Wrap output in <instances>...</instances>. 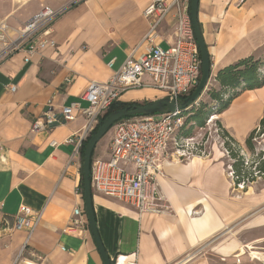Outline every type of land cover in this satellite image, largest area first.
I'll list each match as a JSON object with an SVG mask.
<instances>
[{
    "label": "crops",
    "instance_id": "0c3cea01",
    "mask_svg": "<svg viewBox=\"0 0 264 264\" xmlns=\"http://www.w3.org/2000/svg\"><path fill=\"white\" fill-rule=\"evenodd\" d=\"M151 2L0 0V21L12 28L21 27L43 7L64 10L50 28L55 47H45L29 61L19 52L0 62V264H12L25 243V256L42 257L40 264H103L79 188L81 154L73 156V146L65 144L82 131L83 116L75 112L73 121L49 132L33 133L31 124L48 103L53 113H60L79 101L89 83L108 81L128 57L137 59L144 53L141 42L150 21L143 11ZM173 13L156 32L157 43L165 49L174 39ZM197 19L213 83L221 69L263 54L264 0H199ZM163 98V92L148 86L128 90L119 102L143 104ZM263 116L264 85L242 91L211 123H219L244 148ZM258 143L264 149V135ZM108 147L109 143L102 147L100 158L108 159ZM173 152L170 146L169 154ZM163 171L158 185L166 209L161 213L138 214L92 192L95 225L109 260L113 264H198L192 262V255L217 243L211 249L214 263L217 258L226 263L230 257L234 263L236 256L240 264L251 263L248 251L242 254L239 249L244 244L236 241L234 249L226 250L225 240L263 214L264 180L235 188L217 142L203 156L182 161L168 156ZM21 205L41 213L32 232L12 229ZM75 208L81 212L80 224L71 226Z\"/></svg>",
    "mask_w": 264,
    "mask_h": 264
},
{
    "label": "built area",
    "instance_id": "2783aa9c",
    "mask_svg": "<svg viewBox=\"0 0 264 264\" xmlns=\"http://www.w3.org/2000/svg\"><path fill=\"white\" fill-rule=\"evenodd\" d=\"M189 0H152L143 11V16L150 21V27L141 44L144 53L134 59L128 57L119 70L106 82H91L81 95L78 102L72 103L55 114L50 103L47 110L31 124V132H49L55 127L73 121L75 112L84 118V126L78 135H73L65 144L73 146V156L79 155L82 144L92 131L97 128L100 119L120 97L130 89L153 86L163 92L166 98L175 102L187 98L198 85L201 75V62L197 44L194 38L190 14ZM173 11L175 19L174 39L168 48H162L157 43V29ZM64 12L63 9L43 7L28 19L21 27L12 28L7 21H0V62L10 56L24 52L25 61L39 53L45 47H55L49 38L50 28L54 21ZM148 79V82L144 81ZM14 92L15 87H10ZM82 103L86 106L82 107ZM212 116L208 119L211 123ZM184 124L181 111L153 116H136L118 121L112 126L113 135L109 142L108 159L91 160L90 187L93 193L111 198L134 209L138 214L161 213L166 209L158 185V178L164 176L163 165L168 156H174L177 161L190 156H203L202 145L193 138L179 139L178 133ZM218 144L227 164V175L234 182L237 177L232 170L229 153L223 147V140L214 129ZM177 139L173 141V135ZM255 138L253 142H256ZM173 141L174 152L169 154L170 143ZM55 146V143H52ZM258 152V150H257ZM261 160L264 161L262 150ZM239 155L244 166L255 170L256 155H251L245 148H240ZM258 173L254 172V176ZM261 179V178H259ZM235 186V185H234ZM243 189L242 184L235 186ZM78 191V189H77ZM41 213L21 205L12 229H26L32 232L38 225ZM81 212L73 209L71 226L79 225ZM26 243L22 246L12 264H40L42 257L29 253ZM252 262H262L252 258ZM128 264H135L134 261ZM235 264H240L238 256Z\"/></svg>",
    "mask_w": 264,
    "mask_h": 264
},
{
    "label": "trees",
    "instance_id": "16d2710c",
    "mask_svg": "<svg viewBox=\"0 0 264 264\" xmlns=\"http://www.w3.org/2000/svg\"><path fill=\"white\" fill-rule=\"evenodd\" d=\"M215 83L217 86H213L206 92V96L210 100L211 105L200 103L197 107H192L190 110L181 111L184 124L178 133L179 139L193 138L191 136L193 128L204 127L206 120L208 121L211 116L218 115L227 109L233 99L242 91L258 89L264 85V52L259 58L249 57L221 69L215 77ZM131 105L138 104L114 103L100 119V122L111 112L124 109ZM215 126L218 136L223 140L224 149L229 153V158L233 160L231 167L237 177L234 180V185L242 184L246 188L248 184L254 182L257 178L264 180V161L260 159L263 154L261 151L257 152L253 142L255 138H261L264 135V116L260 120L257 129L249 134L243 144V147L251 155H256L255 162L257 164L254 171L245 168L243 158L239 155L240 145L228 135L219 123L216 122ZM96 130L97 128L92 131L87 140L82 144L80 150L81 158H83V149L86 142L96 133ZM253 172H257L258 174L254 176ZM79 188L82 194V174Z\"/></svg>",
    "mask_w": 264,
    "mask_h": 264
},
{
    "label": "water",
    "instance_id": "95a60500",
    "mask_svg": "<svg viewBox=\"0 0 264 264\" xmlns=\"http://www.w3.org/2000/svg\"><path fill=\"white\" fill-rule=\"evenodd\" d=\"M198 1L190 0L189 14L193 29L194 38L199 51L200 62H201V75L198 85L194 91L185 99L175 102L174 99L163 98L157 101L148 102L146 104L131 105L124 109L115 110L108 114L97 126L96 133L92 135L86 142L83 149L82 158V198L84 203V210L87 216L88 226L101 258L103 264H113L112 261L107 257L95 225L94 215L92 211V191L90 187V163L91 155L95 146L100 140L108 133L112 126L122 119L135 116H153L169 114L175 111L188 110L195 105L205 94L210 82L214 79L211 73V66L209 61L208 52L203 42V38L199 29L197 13H198Z\"/></svg>",
    "mask_w": 264,
    "mask_h": 264
},
{
    "label": "rangeland",
    "instance_id": "374dc122",
    "mask_svg": "<svg viewBox=\"0 0 264 264\" xmlns=\"http://www.w3.org/2000/svg\"><path fill=\"white\" fill-rule=\"evenodd\" d=\"M213 85H215V82L213 83V81H211L207 90L211 89L213 87ZM207 90H206V92H207ZM206 92L202 96V98L192 107H197L200 103L211 105L210 100L206 96ZM191 108H189V110ZM214 129H216L215 123L214 122L208 123L207 120L205 122L204 127L192 129L191 136H193V139L195 140V142L202 145L203 151H206L211 143L215 144L217 142V145H219L218 141L215 137ZM112 135H113V130L111 128L108 131V133L100 140V142L96 146L97 148H96L93 156L91 157V160L102 159V158H100V153L103 151L102 147L109 143L110 139L112 138ZM175 138L177 139L176 134L173 135V141L175 140ZM173 141L170 143V146L173 145L172 144ZM259 141H260V138H258V140L256 142H254L255 149L258 151H262V150L264 151L262 146L258 143ZM219 147H220V145H219ZM255 160L256 159L254 158V161ZM227 164L228 165L230 164L229 160H227ZM250 170L252 171V166H251ZM248 223H251V224H248ZM248 223L245 226H243L242 229L238 230L237 232H232V234L229 233L227 235L226 240H225V243L227 244L226 250L227 249L229 250L231 248L234 249L235 246L237 245V242H239L240 244H244V246L239 248L241 253L243 254V251H246V248H248L250 245L251 248L253 247L252 250H249V252L251 253L250 256L253 259L257 258V259L261 260L262 262H257L256 260H253L249 264H264V260H263L264 259V212H263V214L259 215L258 217L251 220ZM249 243H251V244H249ZM216 244L217 243L212 244L209 248H207L203 251H200L199 253H194L191 257L192 262L197 261L198 264H200V263L201 264L202 263L216 264L213 261H211L216 257L214 254L215 252L213 250H211L212 247L215 246ZM249 252H247V253H249ZM254 254H257V256L261 257L262 259L258 258ZM215 260L217 261V264H234L235 263V259H234V263H233L232 257H230L226 263L220 262L219 258H217ZM242 262H246V258H242Z\"/></svg>",
    "mask_w": 264,
    "mask_h": 264
},
{
    "label": "bare ground",
    "instance_id": "6f19581e",
    "mask_svg": "<svg viewBox=\"0 0 264 264\" xmlns=\"http://www.w3.org/2000/svg\"><path fill=\"white\" fill-rule=\"evenodd\" d=\"M212 121L215 119V116H212ZM249 250H252V248H251V246L249 245V247L248 248H246V251H243V253H246L247 251L249 252ZM249 254L251 255V253L249 252ZM254 255H256L257 256V254H254ZM258 258H260V259H262L261 257H259V256H257Z\"/></svg>",
    "mask_w": 264,
    "mask_h": 264
}]
</instances>
